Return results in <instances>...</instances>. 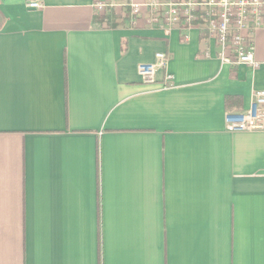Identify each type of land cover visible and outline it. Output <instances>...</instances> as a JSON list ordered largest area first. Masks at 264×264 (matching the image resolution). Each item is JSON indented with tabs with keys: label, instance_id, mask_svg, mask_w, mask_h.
Listing matches in <instances>:
<instances>
[{
	"label": "crops",
	"instance_id": "crops-1",
	"mask_svg": "<svg viewBox=\"0 0 264 264\" xmlns=\"http://www.w3.org/2000/svg\"><path fill=\"white\" fill-rule=\"evenodd\" d=\"M29 1L0 0V264H264V131L225 123L264 67L223 63L201 27Z\"/></svg>",
	"mask_w": 264,
	"mask_h": 264
},
{
	"label": "built area",
	"instance_id": "built-area-1",
	"mask_svg": "<svg viewBox=\"0 0 264 264\" xmlns=\"http://www.w3.org/2000/svg\"><path fill=\"white\" fill-rule=\"evenodd\" d=\"M28 7L42 8L36 0ZM120 8L135 26L142 17L154 28L170 34L174 29L201 27L219 49V59L231 66L264 67L256 58V33L264 30V0H100L95 10L102 15ZM210 57V52H205ZM169 55L158 53L156 62L140 67L144 80L155 81L156 72L167 69ZM170 79V78H168ZM225 123L231 132L264 131V91H257L247 110L227 113Z\"/></svg>",
	"mask_w": 264,
	"mask_h": 264
},
{
	"label": "trees",
	"instance_id": "trees-1",
	"mask_svg": "<svg viewBox=\"0 0 264 264\" xmlns=\"http://www.w3.org/2000/svg\"><path fill=\"white\" fill-rule=\"evenodd\" d=\"M120 18V15L111 13V14H105L96 17L97 21L103 23L106 25V27L115 29L120 25V22H118V19ZM232 100H239L238 98H231ZM229 101V99H228Z\"/></svg>",
	"mask_w": 264,
	"mask_h": 264
}]
</instances>
